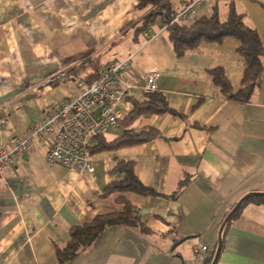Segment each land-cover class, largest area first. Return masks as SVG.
Returning a JSON list of instances; mask_svg holds the SVG:
<instances>
[{"label":"crops","instance_id":"crops-1","mask_svg":"<svg viewBox=\"0 0 264 264\" xmlns=\"http://www.w3.org/2000/svg\"><path fill=\"white\" fill-rule=\"evenodd\" d=\"M185 1L170 3L178 12ZM231 4L264 43V0H205L182 23L210 17L215 8L225 21ZM148 10L138 0H0V120H6L0 148L29 138L35 122L128 58L125 79L134 100L104 139L113 142L129 130L160 132L145 144L93 150V174L49 165L46 142L33 138L30 152L0 176V264H59L56 251L67 246L71 229L121 211L122 198L138 210L147 232L110 228L69 264H208L227 215L246 195L264 193V57L250 101L230 100L210 71L223 68L233 90L241 89L240 43H203L179 58L162 17L144 26ZM56 73L67 80L50 84ZM151 74H160L157 93L177 115L130 119L134 104L147 100L143 86ZM119 160L134 161L139 179L160 196L102 198ZM217 264H264V204H244Z\"/></svg>","mask_w":264,"mask_h":264},{"label":"trees","instance_id":"trees-1","mask_svg":"<svg viewBox=\"0 0 264 264\" xmlns=\"http://www.w3.org/2000/svg\"><path fill=\"white\" fill-rule=\"evenodd\" d=\"M140 9H149L144 17V26L149 28L154 24L158 17H162L165 26L175 18L177 12L171 6V0H138ZM192 1V0H191ZM167 33L169 40L173 45V49L177 57H183L190 51H194L203 43H222L225 39H235L240 43L238 54L242 58L245 70L242 81V88L234 91L225 70L221 67L210 71L213 83L217 86L228 99L246 104L250 101L253 91L260 86L261 76L263 72L262 58L264 57V43L259 33L245 23V16L239 14L234 5H230L228 17L225 21H221L217 8L210 17H201L191 25L182 22L168 26ZM174 114L165 99V97L156 93L147 96V100L143 103H135L130 113V119L140 116ZM122 120L120 123H125ZM126 124V123H125ZM160 136V132L153 128H147L140 132L129 130L123 136L117 138L113 142H106L104 137L99 139L98 146L94 150L114 151L125 147H132L148 143ZM136 163L134 161L119 160L112 170V174L116 179L111 181L107 186L102 198L120 194H136L143 197L160 196L158 192L142 183L136 174ZM185 187V182L181 183L179 193ZM246 202L256 204H264V197H251ZM245 202V203H246ZM119 203L124 208L119 210H111L110 212L96 216L94 220L83 226L74 227L70 231V241L63 249L58 248L56 251L59 264H69L80 253L93 245L105 231L118 226H126L131 228H141L140 214L138 210L127 200L120 199ZM244 203V204H245ZM243 204V206H244ZM243 206L233 216L232 220L226 225L222 239L231 222L238 216ZM216 249L213 256L208 261L212 264L215 257Z\"/></svg>","mask_w":264,"mask_h":264},{"label":"built area","instance_id":"built-area-1","mask_svg":"<svg viewBox=\"0 0 264 264\" xmlns=\"http://www.w3.org/2000/svg\"><path fill=\"white\" fill-rule=\"evenodd\" d=\"M205 0H190L182 3L177 15L165 26L186 21ZM131 58L108 65L96 81L84 88L73 101L53 109L50 117L35 122L32 134L24 140H15L13 147L0 148V176L3 168L21 160L31 150L33 138H41L47 144L46 160L49 165H61L66 169L93 174L95 168L91 158L99 139L118 127L122 108L128 106L134 97L125 75L130 73ZM160 74L147 76L143 86L146 96L159 90ZM67 74L56 73L49 79L50 84L64 83ZM5 119L0 120L4 126ZM203 252L207 248H202Z\"/></svg>","mask_w":264,"mask_h":264},{"label":"water","instance_id":"water-1","mask_svg":"<svg viewBox=\"0 0 264 264\" xmlns=\"http://www.w3.org/2000/svg\"><path fill=\"white\" fill-rule=\"evenodd\" d=\"M251 197H264V193H260V192H253L250 193L248 195H246L244 198H242L237 205L232 209V211L227 215V217L225 218L220 231H219V240H218V246H217V250L215 253V257L214 260L212 262V264H217V262L219 261L220 258V254L223 248V239H222V234L223 231L226 227V225L232 220L233 216L237 213V211L243 206V204Z\"/></svg>","mask_w":264,"mask_h":264},{"label":"rangeland","instance_id":"rangeland-1","mask_svg":"<svg viewBox=\"0 0 264 264\" xmlns=\"http://www.w3.org/2000/svg\"><path fill=\"white\" fill-rule=\"evenodd\" d=\"M179 2V0H173V3H174V5H177V3ZM211 4H213L214 2H210ZM210 3H206V7H208V8H211L210 6H211V4ZM161 19V18H160ZM188 23V22H187ZM158 24L159 25H162V21L161 20H159L158 21ZM123 112V111H122ZM105 137H107L108 139H111L112 138V135H106Z\"/></svg>","mask_w":264,"mask_h":264}]
</instances>
